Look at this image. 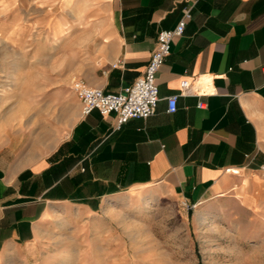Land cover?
Here are the masks:
<instances>
[{"label":"crops","instance_id":"0c3cea01","mask_svg":"<svg viewBox=\"0 0 264 264\" xmlns=\"http://www.w3.org/2000/svg\"><path fill=\"white\" fill-rule=\"evenodd\" d=\"M186 6L156 71L154 113L118 129L112 112L82 114L73 80L131 83ZM0 40L12 78L0 112V264L101 202L162 198L231 224L243 263L264 264V0H0Z\"/></svg>","mask_w":264,"mask_h":264},{"label":"rangeland","instance_id":"374dc122","mask_svg":"<svg viewBox=\"0 0 264 264\" xmlns=\"http://www.w3.org/2000/svg\"><path fill=\"white\" fill-rule=\"evenodd\" d=\"M9 51L0 40V112L12 79ZM145 200L109 209L101 202L90 218L59 225L7 264H246L248 249L231 224L196 218L170 198Z\"/></svg>","mask_w":264,"mask_h":264},{"label":"built area","instance_id":"2783aa9c","mask_svg":"<svg viewBox=\"0 0 264 264\" xmlns=\"http://www.w3.org/2000/svg\"><path fill=\"white\" fill-rule=\"evenodd\" d=\"M189 16V7L182 9V14L170 28H161L156 32V41L148 61L142 71L131 83L118 91H105L102 87L88 85L81 79H74L72 88L80 99L81 113L87 114L93 109L100 113H114L113 128L118 129L131 117H148L156 108L157 85L156 71L169 52L170 42L182 33L185 18ZM181 88L185 89L186 80H181ZM177 93L166 96V110L176 108ZM201 101L196 102L200 106ZM264 169V165H261Z\"/></svg>","mask_w":264,"mask_h":264}]
</instances>
